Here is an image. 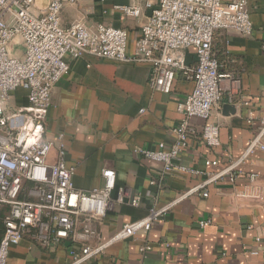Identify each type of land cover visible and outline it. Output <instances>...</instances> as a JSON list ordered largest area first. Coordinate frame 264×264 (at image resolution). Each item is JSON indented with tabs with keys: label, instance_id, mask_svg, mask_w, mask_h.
<instances>
[{
	"label": "crops",
	"instance_id": "crops-1",
	"mask_svg": "<svg viewBox=\"0 0 264 264\" xmlns=\"http://www.w3.org/2000/svg\"><path fill=\"white\" fill-rule=\"evenodd\" d=\"M145 1L157 2L91 0L83 5L92 11L84 17L85 25L88 29L98 24L125 29L132 41L150 10L143 8L139 17H129L117 7H143ZM247 1L253 34L245 37L216 31L213 38L220 72L233 75L232 80L223 81V100L209 119L219 127L220 144L204 147L199 134L204 122L191 119L197 132L181 155L184 165L205 170L208 159L218 160L220 167L228 165L240 157L264 119V0ZM82 16L81 8L66 5L61 24L67 27ZM22 56L23 48L15 57ZM66 60L69 72L54 86L52 106L44 121V137L53 143L47 162L55 161L57 137L63 134L66 161L76 168L73 183L77 190L102 186L101 171L112 169L115 193L130 189L141 196L138 208L124 203L106 214L98 234L105 241L123 224L144 218L152 205L168 204L202 180L163 175L160 164L134 152L139 148L153 150L160 142L173 143L172 130L180 120L176 105L191 93L193 84L177 75L170 93L164 94L149 86L152 72L148 64L89 55ZM187 62H194L192 51L187 52ZM225 104L232 105L234 113L225 109ZM27 105L24 90L13 93L12 109ZM239 169L242 174L233 183L225 180L211 185L207 198L187 197L148 232L140 231L112 245L106 256L86 264H264V152L250 156ZM250 173L257 175L254 185L247 179ZM152 180L156 185H150ZM257 193L259 198L242 196ZM206 220L210 224L200 228L199 223ZM144 244L151 250L141 256L138 248ZM68 248L65 240L42 247L32 233H26L10 248L7 264H70ZM254 251L258 255H252Z\"/></svg>",
	"mask_w": 264,
	"mask_h": 264
},
{
	"label": "built area",
	"instance_id": "built-area-1",
	"mask_svg": "<svg viewBox=\"0 0 264 264\" xmlns=\"http://www.w3.org/2000/svg\"><path fill=\"white\" fill-rule=\"evenodd\" d=\"M89 1L47 0L41 7L37 0H0V264H7L10 248L26 233H32L42 247L67 241L70 264H86L104 257L112 245L140 231L148 232L187 197L207 198L211 185L225 180L233 183L242 174L240 166L250 156L264 152L261 119L258 133L240 157L228 165L220 167L218 160L208 159L203 170L181 163L182 153L197 132L191 119L204 122L199 132L204 147L220 144L219 127L209 119L223 100V81L232 80L233 75L220 72L213 38L216 31L245 37L253 34L247 0H157L145 1L143 7L118 6L129 17H139L143 8L150 10L132 41L125 29L104 24L88 29L84 17L92 11L83 5ZM66 5L83 11V16L67 27L61 24ZM16 38L22 42L21 58L10 53L9 45ZM188 51L193 52L191 64L187 62ZM86 55L119 63L148 64L152 72L149 86L164 94L170 93L177 75L193 84L191 93L176 105L180 120L172 130L173 143L160 142L153 150L139 148L134 152L160 164L163 175L202 180L170 203L152 205L144 218L123 224L105 241L98 234L106 214L124 203L138 208L140 194L130 189L115 193L116 174L112 169L101 171L102 186L77 190L73 183L76 168L65 158L64 135L57 137L58 152L53 163L47 162L53 143L44 137L53 88L69 72L67 57L79 59ZM19 89L26 92L28 105L14 110L10 100ZM246 176L254 185L257 175ZM150 185H156V181H150ZM209 224L206 220L199 226ZM150 250L149 244L138 248L141 256Z\"/></svg>",
	"mask_w": 264,
	"mask_h": 264
},
{
	"label": "rangeland",
	"instance_id": "rangeland-1",
	"mask_svg": "<svg viewBox=\"0 0 264 264\" xmlns=\"http://www.w3.org/2000/svg\"><path fill=\"white\" fill-rule=\"evenodd\" d=\"M47 0H37V5L44 6ZM10 53L15 56H19L22 53V42L21 39H14L9 45Z\"/></svg>",
	"mask_w": 264,
	"mask_h": 264
},
{
	"label": "water",
	"instance_id": "water-1",
	"mask_svg": "<svg viewBox=\"0 0 264 264\" xmlns=\"http://www.w3.org/2000/svg\"><path fill=\"white\" fill-rule=\"evenodd\" d=\"M224 107H225V109L230 110L231 113H234V108H232V105H227V104H225Z\"/></svg>",
	"mask_w": 264,
	"mask_h": 264
},
{
	"label": "trees",
	"instance_id": "trees-1",
	"mask_svg": "<svg viewBox=\"0 0 264 264\" xmlns=\"http://www.w3.org/2000/svg\"><path fill=\"white\" fill-rule=\"evenodd\" d=\"M2 233H3V223L2 220L0 219V239L2 237Z\"/></svg>",
	"mask_w": 264,
	"mask_h": 264
}]
</instances>
